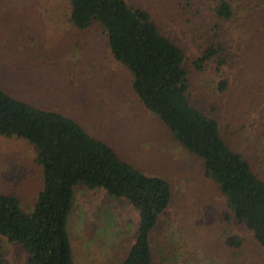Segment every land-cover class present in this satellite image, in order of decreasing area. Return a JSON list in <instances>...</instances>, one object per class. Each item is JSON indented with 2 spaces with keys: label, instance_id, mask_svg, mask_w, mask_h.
<instances>
[{
  "label": "rangeland",
  "instance_id": "rangeland-1",
  "mask_svg": "<svg viewBox=\"0 0 264 264\" xmlns=\"http://www.w3.org/2000/svg\"><path fill=\"white\" fill-rule=\"evenodd\" d=\"M127 1L149 11L184 49L193 105L218 120L234 148L264 161V0H233L230 21L216 18L210 0ZM70 12L68 0H0V86L19 100L73 117L123 160L170 183L171 203L151 237L155 264H264V249L233 218L200 159L136 97L105 33L97 26L77 30ZM210 44L228 49L224 72L214 62L203 71L192 65ZM223 76L228 89L220 92ZM42 185L33 146L0 137V193L16 195L31 211ZM137 227V212L126 200L76 188L68 223L76 264L121 262ZM231 236L241 238V249L226 245ZM0 244V264H26L19 246Z\"/></svg>",
  "mask_w": 264,
  "mask_h": 264
},
{
  "label": "trees",
  "instance_id": "trees-1",
  "mask_svg": "<svg viewBox=\"0 0 264 264\" xmlns=\"http://www.w3.org/2000/svg\"><path fill=\"white\" fill-rule=\"evenodd\" d=\"M68 1L70 23L77 30L97 26L105 33L110 54L130 74L141 104L176 143L200 159L233 218L264 249V161L254 160V152L247 155L234 148L218 120L193 105L182 46L159 29L149 11L127 0ZM210 1L216 18H235L233 0ZM227 50L223 44H210L192 65L203 71L214 62L216 71L224 72ZM217 89H228L224 76ZM0 137H15L33 146L41 168L43 185L31 211L23 209L16 195L0 193V240L19 246L26 264H76L68 223L78 186L126 200L137 212L134 243L117 264H155L152 233L172 200L167 180L123 160L73 117L19 100L1 86ZM226 245L238 250L243 241L231 236ZM3 248L0 244V263Z\"/></svg>",
  "mask_w": 264,
  "mask_h": 264
}]
</instances>
